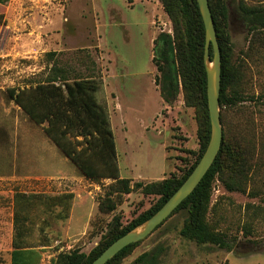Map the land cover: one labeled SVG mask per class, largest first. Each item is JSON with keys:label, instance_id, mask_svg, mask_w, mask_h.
<instances>
[{"label": "rangeland", "instance_id": "1", "mask_svg": "<svg viewBox=\"0 0 264 264\" xmlns=\"http://www.w3.org/2000/svg\"><path fill=\"white\" fill-rule=\"evenodd\" d=\"M229 1L231 64L240 73L239 92L245 100L222 112L221 126L227 142L237 144L233 160L241 169L215 178L207 221L228 236L231 249L181 237L186 215L178 212L137 242L121 264H140L137 259L146 253L145 264H264V30L248 34L235 11L241 0ZM242 1L264 8V0ZM0 25L5 28L1 47L8 41L5 51L12 54L0 58V87L5 86L2 75L29 69L43 77L54 62L70 74L101 76L100 84L111 73L117 111H110V127L120 176L131 186L180 176L194 161L199 148L196 110L184 105L181 93L171 107L165 106L153 83V40L159 33L172 34L157 0H9L0 6ZM1 102L8 104L9 98L0 90ZM44 141V152L40 147L38 153L52 158L54 174L22 181L21 191L46 197L70 193L73 199L66 219L57 215L63 201H33L30 242L40 253L39 264H52L59 253L73 250L88 254L114 216L125 226L158 200L134 189L113 212H100L99 203L115 181L86 179ZM5 217L0 222V264H11L10 211Z\"/></svg>", "mask_w": 264, "mask_h": 264}, {"label": "trees", "instance_id": "2", "mask_svg": "<svg viewBox=\"0 0 264 264\" xmlns=\"http://www.w3.org/2000/svg\"><path fill=\"white\" fill-rule=\"evenodd\" d=\"M8 1L0 0V4L3 5ZM157 1L171 22L172 34L159 33L153 40L152 64L157 72L154 76V84L165 106L171 107L181 93L184 105L194 108L197 113L199 148L193 153L194 161L180 176L173 175L148 184L137 182L133 186L130 185V180L121 178L109 116L96 99V92L100 87L97 77L70 74L65 69L57 67L54 62L47 71L48 75L36 80L34 87L24 88L18 92L14 89L6 90L9 100L18 105L37 126H41L46 137L86 179L115 181L106 199L99 203L100 212H113L122 203L123 195L131 193L134 189H140L145 195L158 197L154 205L125 226L121 224L119 217L114 216L106 224V231L102 234L98 245L88 254L78 250L59 253L52 264H91L115 240L142 225L182 185L209 143L211 125L203 60L205 30L197 1ZM229 2V0H208L221 56L219 95L221 122L222 112L226 108L235 107L245 100L239 92L240 73L231 64L233 46L227 32ZM234 6L238 17L245 22L248 34L264 30L263 7L250 6L242 0L236 2ZM52 54L49 53V56L51 57ZM212 56L210 47L209 58L212 59ZM238 152L237 144L231 139L227 142L223 134L221 147L213 164L194 191L168 217L178 212H185L186 217L179 231L184 239L196 245L209 244L220 249H231L228 236L216 230L207 221V214L211 205L212 184L215 178L225 173L240 171V163L233 160V156H237ZM112 194H115L113 199L110 197ZM45 199L53 205H59L63 201L60 205H63L62 211L57 215L60 219L68 217L70 201L73 199L70 193L52 197H46L44 194H14L11 264H39L40 253L30 242L29 215L33 201L41 202ZM136 245L137 243L128 245L105 264H121L123 258L130 254ZM147 258L149 254H143L136 262L145 264Z\"/></svg>", "mask_w": 264, "mask_h": 264}, {"label": "crops", "instance_id": "3", "mask_svg": "<svg viewBox=\"0 0 264 264\" xmlns=\"http://www.w3.org/2000/svg\"><path fill=\"white\" fill-rule=\"evenodd\" d=\"M4 34L5 28L0 25V58L8 59L12 56L11 53L5 51V44L8 41L1 47ZM47 75L48 72L41 76L46 77ZM90 76L97 77L95 74ZM107 76L102 77L103 83L100 84L96 92V99L107 111L109 122L111 123L110 111H117L114 104L116 92L112 82L113 76H111L110 72H108ZM38 78L42 77H38L36 72L29 69L17 70L11 76L2 75L1 79L3 83L1 84H5V86H1L0 90L6 92L7 89H14L18 92L24 88L29 89L36 85ZM97 78L101 79V76ZM154 86L157 89L155 84ZM0 104V222L2 218H6L5 216L10 211L13 230V196L15 193H26L21 191L22 181H29L35 175H53L54 167L51 157L38 153L41 150L40 147L43 148L42 151L44 152V140L47 138L41 126L39 127L31 121L12 100H9L8 104L4 102ZM43 125L45 126L46 124ZM39 132H42L43 137L38 136ZM47 140L49 139L47 138ZM37 153L39 156H37ZM5 184L9 186L7 189L5 188Z\"/></svg>", "mask_w": 264, "mask_h": 264}, {"label": "water", "instance_id": "4", "mask_svg": "<svg viewBox=\"0 0 264 264\" xmlns=\"http://www.w3.org/2000/svg\"><path fill=\"white\" fill-rule=\"evenodd\" d=\"M205 30L204 65L207 80V105L211 125L209 143L201 159L182 185L174 192L167 202L147 221L134 230L126 233L108 246L99 257L91 264H105L117 253L130 244L137 243L149 236L159 225H161L197 187L213 164L221 147L223 129L220 121L219 95L221 86V56L213 18L208 0H196ZM212 49V59L209 58V49Z\"/></svg>", "mask_w": 264, "mask_h": 264}]
</instances>
